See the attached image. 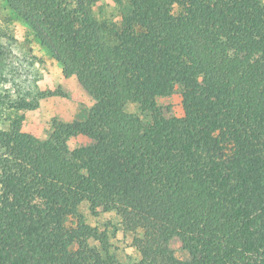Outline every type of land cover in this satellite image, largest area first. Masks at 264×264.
<instances>
[{
    "label": "trees",
    "instance_id": "1",
    "mask_svg": "<svg viewBox=\"0 0 264 264\" xmlns=\"http://www.w3.org/2000/svg\"><path fill=\"white\" fill-rule=\"evenodd\" d=\"M95 1H9L95 104L47 141L0 131V264H115L83 205L120 218L136 264H264L263 0H129L114 43Z\"/></svg>",
    "mask_w": 264,
    "mask_h": 264
},
{
    "label": "rangeland",
    "instance_id": "2",
    "mask_svg": "<svg viewBox=\"0 0 264 264\" xmlns=\"http://www.w3.org/2000/svg\"><path fill=\"white\" fill-rule=\"evenodd\" d=\"M9 1L0 0V131H9L16 125L22 132L47 141L55 123L85 120L95 101L76 77L64 76L62 66L40 44L32 28L16 14ZM93 10L107 39L114 43L115 32L130 12L129 0H96ZM182 94V89L177 87L171 96L157 99L164 115L183 116ZM127 110L145 125L152 121L151 114L137 104H130ZM91 143L86 136L78 135L70 138L67 145L74 151ZM77 216L108 236L109 257L115 264L139 261V254L132 246L133 235L124 231L115 213L100 209L95 216L83 205ZM76 221L71 217L67 225H74ZM172 248L179 260L190 259L178 242L174 241Z\"/></svg>",
    "mask_w": 264,
    "mask_h": 264
}]
</instances>
